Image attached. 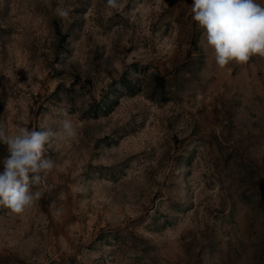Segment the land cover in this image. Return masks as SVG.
<instances>
[{"label":"rangeland","instance_id":"374dc122","mask_svg":"<svg viewBox=\"0 0 264 264\" xmlns=\"http://www.w3.org/2000/svg\"><path fill=\"white\" fill-rule=\"evenodd\" d=\"M191 3L0 0V124L77 132L0 264H264V57L218 67Z\"/></svg>","mask_w":264,"mask_h":264},{"label":"clouds","instance_id":"9594fccd","mask_svg":"<svg viewBox=\"0 0 264 264\" xmlns=\"http://www.w3.org/2000/svg\"><path fill=\"white\" fill-rule=\"evenodd\" d=\"M112 9L120 7L119 0H107ZM193 21L203 29L207 49H211L215 63L224 68L228 64H245L253 56L264 57V5L257 0H192ZM60 17L69 11L57 8ZM77 132L68 119L57 129L19 127L9 134L0 124V144L6 146L3 170L0 171V206L21 214L41 197L35 190L44 183L56 167L47 155L49 146L58 139H71Z\"/></svg>","mask_w":264,"mask_h":264}]
</instances>
